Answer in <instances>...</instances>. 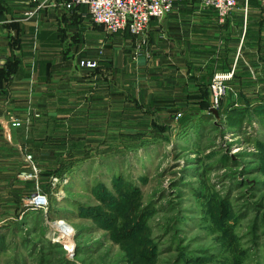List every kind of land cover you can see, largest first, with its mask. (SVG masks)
<instances>
[{"label":"rangeland","instance_id":"374dc122","mask_svg":"<svg viewBox=\"0 0 264 264\" xmlns=\"http://www.w3.org/2000/svg\"><path fill=\"white\" fill-rule=\"evenodd\" d=\"M101 27L106 43L113 39L118 46H102L99 60H83L87 62L77 65L69 60L70 66L65 62V66H59L61 70L55 67V89L60 81L69 86L61 101L54 96L50 103L55 115L46 116L38 108L33 118L29 113L23 121L9 117V125L22 127L23 134H17L18 146L4 147L6 158L0 161V264H136L129 259L137 244L127 246L123 240H115L100 224L81 216L79 210L96 205L95 185L102 182L112 189V179L117 175L138 187L142 205H154L155 210L146 220L145 238L157 248L155 264H234L240 249L244 256L238 264H264V174L258 171L253 155L257 151L255 142L264 140V125L254 119L232 132L224 128L221 118H206L201 113L182 125L179 118L185 111L179 106L175 111L152 113L144 109L145 105L125 108L126 96H131L133 90L159 95V87L151 80L167 73L148 72L158 68L151 48L127 47L124 31L109 32ZM146 31L140 36L131 35L147 45ZM202 45L206 46L195 50L197 56L193 58L197 61L210 52L204 50L211 44ZM145 52L150 54L149 59L138 63ZM121 53L127 56L124 64ZM237 55L246 66L245 62L249 64L241 51ZM98 66L101 68L95 71ZM259 71L250 72L252 80L263 75ZM95 79L102 84L117 81L116 89L124 88L122 94L126 96L108 97V91L100 86V99H91L93 95L81 88L92 87L88 83ZM210 93L212 98L211 89ZM14 119L19 121L18 126H12ZM152 122L166 125L167 130L154 135ZM137 132L144 134L145 145L129 149L134 140L128 141L122 134ZM72 139L77 140L78 147L71 146ZM224 152L236 164L222 166ZM32 164L38 172L30 178ZM212 192L227 197L233 212L239 215L233 231L239 236L235 244L223 238L214 226L210 207L205 205ZM36 193L47 196L45 208L30 204ZM58 225L65 232L57 230ZM198 256L202 262L191 260Z\"/></svg>","mask_w":264,"mask_h":264},{"label":"crops","instance_id":"0c3cea01","mask_svg":"<svg viewBox=\"0 0 264 264\" xmlns=\"http://www.w3.org/2000/svg\"><path fill=\"white\" fill-rule=\"evenodd\" d=\"M2 1L5 10L0 12V57L3 59L2 65L8 58L15 59L16 62L15 72L8 80H2L3 90L0 92V161L6 158L4 147L18 146L17 134H23L22 127L9 125V117L23 121L29 113L33 118L38 108L46 116L55 115L50 103L53 102L54 96L56 101H61L69 88L65 82L60 81L59 87L55 89V67L65 66V62L69 60L75 65L83 60H94L99 57L98 51L102 46H118L112 43L113 39L108 40L109 45L106 43L101 25L93 23L82 7L67 9L64 6L66 0ZM247 27L251 29V33L254 31L261 35L260 47L255 40L252 41L249 36L245 37ZM146 32L147 45L129 34H124V42L127 47L144 45L154 51V62L159 69H148V72L167 73L165 76L156 75L154 80H151L159 87H156L161 92L159 95L149 90L136 89L134 92L132 89L133 93L127 97L126 93L122 94L124 88L116 89L117 81L110 80L102 84L99 79L88 83L93 84L92 87H82L81 90L89 91L88 93L93 95L90 98L97 100L101 96L100 86H103L108 91V97L117 96L124 99L123 96H126L124 107L128 109L137 104L145 105L144 109H148L150 113L161 110L175 111L177 106L185 112L195 111L197 104L190 97L201 88L203 76L211 72L213 77L231 73L230 78L222 80L225 87V81L230 82L234 70L261 71L262 62H259V56L264 57V0H246V3L240 0L233 12L223 20L214 10L193 0H176L173 10L160 20L152 19ZM204 43L211 44L204 50L210 51L209 55L201 56L202 59L197 61L193 58L197 56L195 50L203 49L206 46L202 45ZM239 51L248 57L249 64L245 62L247 66L238 55L236 56ZM231 52L233 54L230 57ZM224 53L228 54L227 63L230 69H221L219 60L213 61ZM141 54L144 56L140 55L138 63L142 64L150 54ZM121 55L124 64L127 62L126 53ZM241 59L243 60L242 55ZM71 62L67 66H70ZM99 65L102 66L101 62ZM107 65L110 67V64ZM100 66L94 70L101 68ZM59 69L61 70L60 67ZM127 88L128 85L125 89ZM39 102L42 104L39 105ZM62 106L58 105L57 108L62 109ZM201 113L206 114V111ZM107 117L109 118L108 115ZM0 196H3L1 191Z\"/></svg>","mask_w":264,"mask_h":264},{"label":"trees","instance_id":"16d2710c","mask_svg":"<svg viewBox=\"0 0 264 264\" xmlns=\"http://www.w3.org/2000/svg\"><path fill=\"white\" fill-rule=\"evenodd\" d=\"M3 5V1L0 0V12L5 10ZM80 7L86 10V7ZM232 12H230V14ZM0 18L2 17L0 16ZM124 33L126 35H131L128 31H124ZM246 36H249L252 41L255 40L257 42V46L260 47L261 35L259 33H254V31L251 33V29L247 27L245 30V37ZM217 60H219L218 62L220 63L221 69H230L229 64L227 63V53H224L222 56L214 59L213 61L216 62ZM14 62H16L15 59L8 58L5 61V64L0 67V86L3 82L2 80H8L10 75L15 72ZM259 62H262L261 71H263V75L258 77L256 81L252 80V76L249 71L236 72L234 70L230 82L225 81L224 83L225 92L219 98L218 107L215 109L218 111L219 119L221 118L220 122L223 123L225 126L224 128L229 131L237 132L242 128L245 122L252 121L254 119L264 125L263 55L259 56ZM212 77L213 72L203 76L204 79L201 82V88L197 90L192 97H190L191 100L195 101L194 103L197 104V107L195 111L185 112L181 118H179V122L182 125L188 123L189 120L192 119L193 115H200L201 111H206V114H204L207 115L206 118L214 117L209 110L212 105L210 99V85L212 83ZM232 87H235L236 90ZM214 123V126L216 125V127H220V125ZM151 125L153 127L152 129L156 132H154V135H161L167 130L166 125H159L156 122H152ZM192 127L197 129L196 125H192ZM122 136H124L128 141L134 140L133 143L129 144V149L140 148L145 145L146 142L145 140H142L144 134L141 132L133 134L124 133ZM71 141L73 142L71 143V146L78 147L76 144L77 140L72 139ZM61 142L64 143L65 141L61 140ZM255 146L257 151L253 153V155L255 160L258 162V171H261L264 174V140H257L255 142ZM83 158L85 157H82V159ZM220 162L222 166H225L229 162L233 165L236 164V160L233 159V157L227 152H224L221 155ZM59 167L61 169L64 167L63 161H61ZM93 194L97 200V204L89 207H80L79 210L81 216L88 217L97 224H100L101 228L103 227L108 230L115 240H123L127 243V246L137 244L136 251L133 255H131L129 261L134 260L136 264H155L157 248L149 245L147 243L148 239L145 238L148 231L146 220L151 215L153 210H155L154 205H142L140 202L141 193L138 187L133 186L131 182H125L120 175H117L112 179V189H108L102 182H99L95 185ZM205 205L210 207L209 214H211L213 218L214 226L218 233H220L223 238H228V242L232 241L235 244L236 241L239 240V236L234 235L233 231L235 224L239 219V215L233 212L227 197H222L218 193L212 192V194L206 199ZM262 215L264 219V212ZM2 240L3 236L0 234V241ZM241 250L243 249L239 250L241 255H235L238 259H234V264H238V261L240 260L239 258L244 256L243 251ZM191 260L200 263L203 261V258L198 256Z\"/></svg>","mask_w":264,"mask_h":264},{"label":"built area","instance_id":"2783aa9c","mask_svg":"<svg viewBox=\"0 0 264 264\" xmlns=\"http://www.w3.org/2000/svg\"><path fill=\"white\" fill-rule=\"evenodd\" d=\"M194 1L203 7L213 9L219 18L223 20L236 8L240 0ZM175 2L176 0H66L64 6L68 9L74 6L86 7L92 21L103 25L109 32L128 31L132 35L140 36L148 28L152 19L160 20L171 12ZM244 2L246 3V0ZM85 62L87 61H82L81 63L84 64ZM1 63L0 57V65ZM230 77L231 73L213 77L210 85L212 92L211 107H218L219 98L225 92L222 80ZM177 116H180V114H177ZM19 124V121L14 119L12 126H18ZM27 158L32 161L31 155H28ZM32 167L33 173L29 175L30 178L36 177L38 172L34 164H32ZM47 203V196L40 193H36L30 200V204L34 208H45Z\"/></svg>","mask_w":264,"mask_h":264},{"label":"water","instance_id":"95a60500","mask_svg":"<svg viewBox=\"0 0 264 264\" xmlns=\"http://www.w3.org/2000/svg\"><path fill=\"white\" fill-rule=\"evenodd\" d=\"M209 110H210V112L214 115L215 120H218V119H219V114H218L217 109H215V108H213V107H210Z\"/></svg>","mask_w":264,"mask_h":264},{"label":"bare ground","instance_id":"6f19581e","mask_svg":"<svg viewBox=\"0 0 264 264\" xmlns=\"http://www.w3.org/2000/svg\"><path fill=\"white\" fill-rule=\"evenodd\" d=\"M56 229L59 230L60 232H65L64 229H63V227H61L60 225H58V226L56 227Z\"/></svg>","mask_w":264,"mask_h":264}]
</instances>
